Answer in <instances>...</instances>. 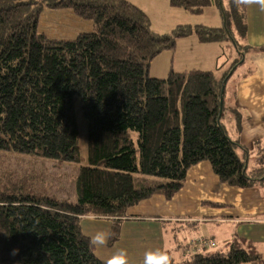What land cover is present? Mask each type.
Returning a JSON list of instances; mask_svg holds the SVG:
<instances>
[{"label": "trees", "instance_id": "obj_1", "mask_svg": "<svg viewBox=\"0 0 264 264\" xmlns=\"http://www.w3.org/2000/svg\"><path fill=\"white\" fill-rule=\"evenodd\" d=\"M169 2L192 14L217 5L224 25H181L159 35L127 0H0V150L81 164L76 203L0 191V264H106L89 245L81 219L110 220L112 245L131 208L157 194L172 199L201 162L231 187L264 180V167L246 168L237 151L247 149L222 124L229 74L250 49L241 44L247 0ZM45 8L71 11L93 30L51 39L39 30ZM192 35L201 43H226L239 58L221 77L198 70L151 77V62ZM77 98L87 124L85 159ZM134 174L163 182L136 181ZM183 264H264V246L236 237L227 251Z\"/></svg>", "mask_w": 264, "mask_h": 264}, {"label": "crops", "instance_id": "obj_2", "mask_svg": "<svg viewBox=\"0 0 264 264\" xmlns=\"http://www.w3.org/2000/svg\"><path fill=\"white\" fill-rule=\"evenodd\" d=\"M127 1L140 8L149 20L153 16L151 10L159 13L154 12L169 27L190 23L177 18L179 11H174L167 0H145L146 6L137 2L141 0ZM213 7L220 10L217 20L205 27L220 28L224 25L222 10L217 5ZM218 19L222 21L221 24H218ZM63 21L67 24L63 25L61 34L64 35L65 29H69L72 30L69 35L73 38H56L52 37L53 34L49 37L45 32L42 33L51 39L73 40L78 34L93 30L92 22L79 19L71 11L63 16ZM241 44L250 46V49L242 57L244 62L236 66V69L238 66L242 68L241 73L235 77V69L230 78L232 81L227 83L224 112L227 110L229 127L234 128L230 137L247 149L246 154L241 148L237 152L241 158H245L249 168L250 154L258 159L261 158L260 152H264V52L258 50L264 46V0H247V34ZM238 56L226 43H201L197 36L192 35L177 40L172 51H164L156 57L151 62L150 76L164 79L172 71L186 73L198 70L213 72L221 77ZM260 186L262 185L257 183L248 189L231 187L219 180L210 163H198L188 170L184 187L172 199L167 200L163 195L157 194L131 208L128 219L122 224L118 241L110 245L108 240L105 246L99 249L95 247L96 255L107 262L117 250L125 249L126 264H143L146 251H158L159 264H183L196 255L203 254V248L197 244L198 240H212L213 234H221L227 228L228 232L222 238L225 248L228 249V245L236 237L263 247L264 195ZM229 197L235 198L234 202H228ZM237 204L241 205L238 208H243L244 216H225L226 211L222 208H236ZM205 210H213V216H204ZM174 222L199 224L197 229L200 234L196 233L191 238L192 246L185 240L184 247L181 243L177 244L176 235L168 233L169 225ZM208 224L217 225L209 229ZM111 225L108 219L90 216L81 219V228L86 236L99 230L110 231ZM223 226L226 229H222ZM191 229L193 228L189 227Z\"/></svg>", "mask_w": 264, "mask_h": 264}, {"label": "rangeland", "instance_id": "obj_3", "mask_svg": "<svg viewBox=\"0 0 264 264\" xmlns=\"http://www.w3.org/2000/svg\"><path fill=\"white\" fill-rule=\"evenodd\" d=\"M141 6H146V1L141 0L137 1ZM169 0H167V3ZM226 2V1H225ZM170 5V2H169ZM159 6V5H158ZM164 6L167 7V4ZM172 7V6H171ZM226 7V5H225ZM147 7H145L146 9ZM174 11H179L177 14V18H181L183 22H190L189 24H185L182 26H209L217 20V13L220 10L213 6L205 9L202 13L192 14L183 8H172ZM50 10V11H49ZM150 16V24L151 29L154 33L159 35L170 34L177 27H169L167 22H164L162 18H159L155 15V11L151 10ZM155 12V13H154ZM67 14V10L63 11H55L49 8H45L40 16V32H45L47 36L51 37V34L56 38H65L71 39V35L69 33L72 30L65 29V34L62 35L63 25L67 24L63 21V16ZM159 14V13H156ZM161 15V14H160ZM163 21V23H161ZM218 24H221V20H219ZM203 24V25H198ZM46 27V28H45ZM73 29V28H72ZM51 30V31H50ZM52 32V33H51ZM68 33V34H67ZM172 51V50H167ZM236 52V51H235ZM242 71V68H238L235 71V77L239 75ZM232 80H230L231 82ZM229 82V83H230ZM82 102L80 98L76 99V107H77V116H78V124H79V142L81 146V156L83 159L86 158V131L87 124L82 115L81 111ZM228 113L227 110L224 112L222 118V124L225 126V130L227 135L230 137L234 131V128L228 123ZM135 137L137 135L135 134ZM231 138V137H230ZM235 139V137H233ZM232 139V138H231ZM233 140V139H232ZM261 158L254 159V155L250 154V165L249 168H262L264 167V152H260ZM84 163V162H83ZM256 163V165H254ZM256 166V167H254ZM81 164L80 163H70V162H59V161H51L46 160L35 155L29 154H21L16 152L9 151H1L0 150V191L12 190L14 192L26 193L31 195H40L43 197H48L58 202H67V203H76L77 195L75 190L76 178L79 173ZM134 178L136 181H146L149 184H154L158 182H163V180L159 178L144 176L141 174H134ZM261 189V193L264 195V180L262 182H258ZM235 198H228V202H234ZM222 208L225 210V216H244L242 213L243 208ZM241 206V205H239ZM213 210H205L204 216H213ZM244 212V211H243ZM217 224H208L209 229H213ZM190 228H193L189 230ZM199 224H187L183 222H174L168 227V233H172L176 235L177 244L181 243L184 247L185 242L188 241V244L192 246L193 240L191 238L195 236V234H200V230L197 229ZM225 226L222 227L224 229ZM226 229V228H225ZM174 231V232H173ZM228 232V228L226 231L221 234H213L212 239L215 242V247H207L202 250L204 255L210 256L214 255L218 252H225L227 248L223 243V237L226 236ZM209 239V238H208ZM195 240V239H194ZM179 241V242H178ZM184 244V245H183ZM189 246V247H190ZM178 248V247H177ZM177 251V250H176Z\"/></svg>", "mask_w": 264, "mask_h": 264}, {"label": "clouds", "instance_id": "obj_4", "mask_svg": "<svg viewBox=\"0 0 264 264\" xmlns=\"http://www.w3.org/2000/svg\"><path fill=\"white\" fill-rule=\"evenodd\" d=\"M111 236V232L107 230H99L94 234L88 235L89 245L96 248H101L107 244ZM17 250H13V255H15ZM127 252L125 249L117 250L110 260L106 264H126ZM159 256L158 251H146L143 256V264H159L157 257Z\"/></svg>", "mask_w": 264, "mask_h": 264}, {"label": "built area", "instance_id": "obj_5", "mask_svg": "<svg viewBox=\"0 0 264 264\" xmlns=\"http://www.w3.org/2000/svg\"><path fill=\"white\" fill-rule=\"evenodd\" d=\"M197 244L201 247V248H207V247H215V242L212 241L211 239L208 238H202L200 240L197 241Z\"/></svg>", "mask_w": 264, "mask_h": 264}, {"label": "water", "instance_id": "obj_6", "mask_svg": "<svg viewBox=\"0 0 264 264\" xmlns=\"http://www.w3.org/2000/svg\"><path fill=\"white\" fill-rule=\"evenodd\" d=\"M244 62V58L242 59V61L240 63H243ZM236 69V67H234V69L230 72L229 76H231L234 72V70ZM227 80L228 78L224 81L225 84L227 83ZM224 92H225V87L222 88V92H221V108H220V115H219V120L221 118V115H222V111H223V95H224ZM246 168H247V162H246Z\"/></svg>", "mask_w": 264, "mask_h": 264}]
</instances>
